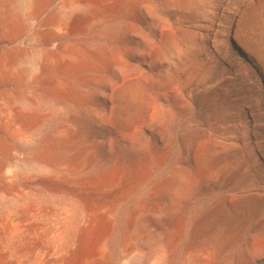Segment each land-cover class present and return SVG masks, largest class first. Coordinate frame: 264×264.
I'll use <instances>...</instances> for the list:
<instances>
[{
	"label": "rangeland",
	"instance_id": "374dc122",
	"mask_svg": "<svg viewBox=\"0 0 264 264\" xmlns=\"http://www.w3.org/2000/svg\"><path fill=\"white\" fill-rule=\"evenodd\" d=\"M0 142V264H264V0H0Z\"/></svg>",
	"mask_w": 264,
	"mask_h": 264
},
{
	"label": "bare ground",
	"instance_id": "6f19581e",
	"mask_svg": "<svg viewBox=\"0 0 264 264\" xmlns=\"http://www.w3.org/2000/svg\"><path fill=\"white\" fill-rule=\"evenodd\" d=\"M81 5V4H80ZM91 5V4H90ZM89 5V6H90ZM82 6V5H81ZM238 8L235 11V16L234 18H237V14H238ZM55 17H60L59 15H55ZM61 20H63V29H67L68 27V18L65 19V17H60ZM21 22V17L18 14L14 15L13 18V26L14 27H18L20 25ZM169 39V38H168ZM163 40V39H162ZM165 42V41H164ZM167 42V41H166ZM175 42V41H174ZM172 45V44H171ZM165 46V45H164ZM174 48V47H173ZM159 50V49H158ZM176 51V50H175ZM161 54V53H160ZM165 54V52H164ZM82 54L81 53H77V52H72L69 51L68 52V58L72 59V60H78L79 58H81ZM170 58V57H169ZM173 61V60H172ZM163 65V64H162ZM166 65V64H165ZM168 65V64H167ZM162 70V69H161ZM160 73V72H159ZM162 73V72H161ZM165 73V72H164ZM127 76V75H126ZM125 78V77H124ZM137 80V79H136ZM138 81V80H137ZM141 82V81H140ZM142 85L139 83H133V82H127L125 83L123 86H120L119 89L116 90L115 94L112 96L113 103H114V107H113V113L112 116H110V121L114 120L117 117H126L125 113L126 111L131 107L132 103V99L135 98V96L137 94H139L142 91ZM141 94V93H140ZM143 94V93H142ZM142 98V97H141ZM137 101V100H136ZM135 102V100H134ZM136 104V103H135ZM139 104V103H138ZM135 106V105H134ZM135 108V107H134ZM137 108V107H136ZM11 111H14L15 108H13L12 106H10ZM133 110V109H132ZM137 110V109H136ZM139 111V110H138ZM137 111V112H138ZM112 112V111H111ZM135 113V112H134ZM111 114V113H110ZM136 114V113H135ZM128 116V115H127ZM121 119V118H120ZM128 120V119H127ZM126 121V120H125ZM127 123V122H126ZM10 149L7 143L5 142H0V163L5 164L6 161H13L14 158L11 157L10 155ZM255 236V235H254ZM261 238V237H260ZM170 238H166L162 244V246L160 247V257H159V261L158 262H162L166 259L167 257V248L170 245ZM108 246V242L104 243L103 247H102V251L103 254H106V249ZM257 249L258 250H263L264 251V243H260L257 244ZM211 255V254H210ZM189 258L191 259L190 261H192V264H212V259L208 260V247L205 248H201L198 251L194 252V253H190L189 254ZM91 264H103L100 261H95Z\"/></svg>",
	"mask_w": 264,
	"mask_h": 264
}]
</instances>
